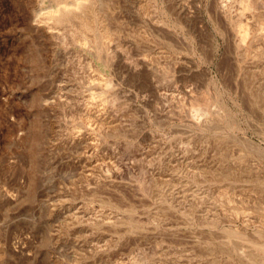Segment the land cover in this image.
I'll use <instances>...</instances> for the list:
<instances>
[{
  "label": "rangeland",
  "instance_id": "obj_1",
  "mask_svg": "<svg viewBox=\"0 0 264 264\" xmlns=\"http://www.w3.org/2000/svg\"><path fill=\"white\" fill-rule=\"evenodd\" d=\"M149 1L98 0L116 39L103 62L69 26L49 30L68 0H0V264H264L250 243L226 237L264 233V54L255 55L264 35L239 72L214 34L210 0H178L208 23L212 55L190 40L157 45V98L136 76ZM232 9L256 23L262 8ZM174 56L192 72L173 74ZM192 106L207 111L200 124ZM234 206L245 215L232 216Z\"/></svg>",
  "mask_w": 264,
  "mask_h": 264
},
{
  "label": "bare ground",
  "instance_id": "obj_2",
  "mask_svg": "<svg viewBox=\"0 0 264 264\" xmlns=\"http://www.w3.org/2000/svg\"><path fill=\"white\" fill-rule=\"evenodd\" d=\"M68 1H69V3H64L62 6L59 7V9L55 12V14H53L50 17L52 25L50 23H47L49 30H53V26L59 25V24L60 25L64 24V25L69 26V28H71L73 33L79 37L77 39L81 40V42H82L81 45L89 48V51H90L89 53H91L92 56H94V59L104 62V59H105L104 56L106 53V49L104 48L105 46H103V45H105V44L108 45L107 43H110L114 39L113 38V36H114L113 31L114 30H112V27H111L112 23L110 24L111 21L109 22V19L106 16V14L97 10L96 6L98 5L97 4L98 0H68ZM237 2L238 3H234V4H235V6H236V4L237 5L239 4V6H240L239 15L240 14L243 15V13L244 12L246 13V11H248V10L249 11L250 10H253V11L256 10L258 12V10L260 8H262L260 10L261 11L260 15H259L260 17H258V15H257L258 24H257V22L256 23L250 22V20H252V21L254 20L253 18L248 19L249 21H245L243 23V21L240 18H238V15H237L238 12H235V13H237V14H235L233 9H232V5H234V4L231 3L232 4L231 5L228 2V0L227 1H225V0H210L209 4L207 3L208 5H207L206 12H207L209 21L213 24V29L215 31L214 34H216L218 37L221 38V40L224 44L223 46H225V50L229 53L231 59H233L235 61L236 67H238L237 71L240 72L242 70L241 67L244 68V64L246 62V57H248L251 54V53L249 54L250 44H253L255 42V40L257 38H259L261 35H264V0H238ZM259 3L262 4L261 7H258ZM237 10H239V7ZM140 11H141V17L139 19V23H140L141 32H142L141 38H143L145 40V41H143V43H144L146 48L141 51L142 57L139 60V62L138 63L135 62L136 65L138 64L136 66V68H137L136 76L140 80V82L147 84L148 92H150L152 94V96H155L157 98L158 97L161 98V94H160L159 89H158L159 86L157 87L155 85V83L153 82V79L155 78L154 70H159V65L157 63L156 58H157V55L160 53V50L156 46L159 44H165L168 48H172L174 46L183 48V47H186L187 40H190L193 43V45L191 46V50H193V49L198 50L203 54V56L205 58H209L212 55V52L207 51L205 49L204 44H205L206 37L212 36V35L210 34L208 23H206L204 20H202L200 18V16L191 17L189 12L183 6L179 5L178 0H151V1H149V3L146 4L145 7L143 6ZM252 13H255V12H252ZM257 14H259V13H257ZM252 16H253V14H252ZM114 19H116V18H114ZM112 26H113V24H112ZM114 27H116V25ZM69 28H68V30H69ZM69 31H68V33H69ZM73 39H75V38L73 37ZM114 40H116V39H114ZM256 45H258V44L256 43ZM187 46H188V48H190V44H188ZM259 46H263V45H258V47ZM108 48H110V47H108ZM160 49H161V47H160ZM256 49H257V47H256ZM251 50H253V49H251ZM253 51H256V50L254 49ZM261 54H264V52L260 53V54L256 53L255 55L261 56ZM106 55H107V53H106ZM139 57H137V58H139ZM106 58H108V56ZM111 59H114V58L112 57ZM239 59L241 61L240 65L238 63ZM182 60H179V58L177 60V57H175V56L173 57V61H174L173 65L170 64V66L172 67V70L171 69L170 70L173 71V74H175V75L178 74V75L184 76V75H187L188 73L192 72L191 67L188 66L187 63L182 62ZM130 62H133V61H130ZM227 63H229V62L227 61ZM161 64H163V63H160V65ZM167 66L168 65H166V67ZM95 68L96 67H94V69ZM97 68H99V67H97ZM248 69H249V67H248ZM132 70H133V68H132ZM161 70H162V68H161ZM197 71L198 72H205V71H203V69H200V67L197 68ZM163 73H165V72H163ZM169 76H170V74H169ZM98 77H99L98 79L100 80L99 82L107 89L108 88L110 89L114 83L116 84L113 77H109V76L103 77L101 75H99ZM246 77H247V75H246ZM254 77H256V76H254ZM149 83H151V84L149 85ZM156 84H158V81ZM177 84H175V87ZM114 87H115V85H114ZM175 87H173V88H175ZM187 91H189V90H187ZM115 92H116V90H115ZM179 92H180V90H179ZM161 93L163 94V92H161ZM188 94H190V93H188ZM244 95H242V96H244ZM89 96L92 98L96 97V95H89ZM114 97H115V95H114ZM112 98H113V96H112ZM145 98H147V97L145 96ZM260 98H262V96ZM249 99H251V98H249ZM114 100H115V98H114ZM190 100H192V99H190ZM89 102L94 103V101L92 102V100ZM100 102H102L103 105L102 104L101 105L104 106L110 101H108L103 96L102 101L100 100ZM190 103H191V101H190ZM192 103H195V100ZM96 106H98V105L96 104ZM86 112H87V110H86ZM190 112H191V116L195 120L199 121L198 124H200L201 116L206 115V113H207V111L205 110V114H204L203 110H202V108H200V106H192ZM90 113H91V111H90ZM94 113H95V111H94ZM180 113H182V112H180ZM205 117L206 116H204V118ZM208 117L210 118V116H208ZM209 118H207V119L209 120ZM81 122H82V120H81ZM85 122H86V124H88L90 126V114H89V112L87 115H85ZM202 122L207 123L205 121H202ZM202 122H201V124H202ZM209 123L206 125H209ZM91 124H93V123H91ZM85 126H83V127H85ZM81 139L84 142L87 141V139L85 140L84 137H81V138L77 137V140L80 143H82ZM80 143H78V144H80ZM226 191L227 190H225L223 193H226ZM218 193L220 194V191ZM229 193H230V191H229ZM227 194H228V192H227ZM228 196H230V195H228ZM228 196H226V197H228ZM218 197H220V196H218ZM232 197H229V199L226 198V201H227L226 203H228V204L231 203L230 199ZM220 200H221V198H220ZM234 207L230 209V213L232 216L238 218L239 216L245 215L246 210L244 208L238 209V208H236L238 206H236L235 208ZM254 212H256V214H257V210ZM238 230H240V229H238ZM256 232L258 233L259 231H256ZM226 237L227 238H231V237L238 238V239H242V240H245L246 242L250 243L256 249V251H258L260 253L261 261L264 263V233L263 232H259L257 239L256 240L252 239L251 241L246 237V234H243L239 231H234L233 233L228 234ZM252 250H251V252H252ZM243 255H244V253H243Z\"/></svg>",
  "mask_w": 264,
  "mask_h": 264
}]
</instances>
